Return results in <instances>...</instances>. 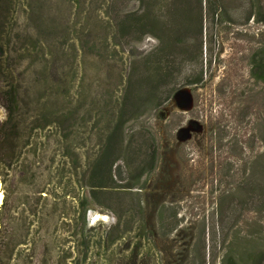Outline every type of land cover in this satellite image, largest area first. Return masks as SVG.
<instances>
[{"label": "rangeland", "instance_id": "374dc122", "mask_svg": "<svg viewBox=\"0 0 264 264\" xmlns=\"http://www.w3.org/2000/svg\"><path fill=\"white\" fill-rule=\"evenodd\" d=\"M14 1L30 16L38 65L33 87L25 79V123H8L0 142V179L4 198L9 195L0 216L11 228L0 240V264L127 261L131 249L108 236L117 216L96 205L85 184L119 114L131 67L163 54L154 34L119 32L127 13L145 12L159 16L167 28L161 37L175 49L167 85L126 124L129 149L119 161L127 178L136 173L150 154L140 147L144 130L152 132L157 153L140 193L153 232L143 250L146 264H225L229 252L237 264H254L259 253L264 258V82L251 71L253 54L264 44V0H211V11L208 0ZM173 30L182 32L177 40ZM202 73L201 83L188 84ZM64 111L73 114L65 124ZM35 116L45 127L32 131ZM8 117L0 106V133ZM67 129L73 130L68 140ZM41 190L56 198L41 197ZM126 237L136 242L134 230Z\"/></svg>", "mask_w": 264, "mask_h": 264}, {"label": "trees", "instance_id": "16d2710c", "mask_svg": "<svg viewBox=\"0 0 264 264\" xmlns=\"http://www.w3.org/2000/svg\"><path fill=\"white\" fill-rule=\"evenodd\" d=\"M0 3V106H3L9 115L8 119L3 123V129L0 133V142L2 143L6 136L5 128L8 127V123L11 122V126L15 125L14 128H18L22 123H25L22 119L23 114L21 113L23 97L27 94L25 79L27 78V84L33 87L38 65V49L34 32L29 29L27 23L30 16L26 8L17 11L14 8V0H0ZM208 5V10L211 11L213 9L211 7V0H208ZM201 9L203 12L202 1ZM215 11L214 9L213 14H215ZM199 21L200 26L198 31L203 36V15ZM118 28L122 36H128L136 30L144 34L152 33L156 37L161 38V46L157 51L163 54H156L153 59L150 58L151 56H147L142 61L141 66L131 67L121 99L119 114L106 137L100 154L90 166L85 185L89 188L90 196L96 205L113 211L115 216H117V222L108 231V236H111V242L123 239V246L127 250L131 249V253L125 264H146V256L143 250L146 247L149 235H153V232L147 230L140 193L147 187V180L144 179L141 182V178L145 173L149 175L152 172L157 153L156 140L152 132L148 129L144 130V137L146 139L140 147L147 146L150 154L147 158L148 161L141 159V164H139L141 166L136 173H131L132 176L127 178L124 174L123 166L119 164V161L122 160L123 151L125 152L129 149V143L125 142L126 124L138 118L139 112L145 105V102L150 98H156L158 90L162 86L167 85L166 82L174 71L173 58L175 49H173L174 46L166 43L167 40L163 41L161 35L167 32V28L160 23V18L157 14L145 12L141 17H137L135 13H127L120 20ZM173 31L175 33H171V35L174 34V38L177 40L179 35H182V32L178 30ZM170 36L169 39L171 38ZM201 47L203 51V43ZM251 63L252 76L256 80L264 82V44L253 54ZM19 66L25 67L21 73L19 72ZM140 69L142 70L141 72ZM203 79L204 75L202 73L190 80L188 84H198ZM171 94L165 97L166 100L160 101L159 106L169 100L172 97ZM61 96H64L66 99L64 94H61ZM47 101H50V98ZM72 116V113L62 112L60 116L61 123L65 124ZM44 117L47 118L48 116L45 115ZM36 120H39L38 117L37 119L36 116L33 117L30 126L28 125L32 131L45 127V125L36 124ZM46 121V125L52 123V121ZM68 124L70 128L72 123ZM66 131L67 134H64V137L68 140L73 134V130L71 133L69 129ZM2 157L0 152V165L4 160ZM123 159L129 167H132V162L134 161L132 155L127 154ZM147 163H150V166L144 168ZM118 179L120 181H127L121 183ZM2 183H5V181L2 180ZM39 192L41 197L53 196L56 198L51 192L45 190ZM43 193H46V195H43ZM8 200L9 195L7 194L2 203V209H5V212L8 209ZM87 201L88 199L81 200L84 215L87 210ZM134 213L139 215L138 220L125 218L123 221L124 215ZM159 219L161 226H164L165 218L162 212ZM0 224V240H2L11 232V228L6 218H2L1 216ZM133 230L135 231L136 242L131 244L126 235ZM1 247L2 244L0 243V251ZM252 260L254 264H263L264 258L259 253L255 254ZM237 263L236 256L232 252H229L226 255L225 264Z\"/></svg>", "mask_w": 264, "mask_h": 264}, {"label": "bare ground", "instance_id": "6f19581e", "mask_svg": "<svg viewBox=\"0 0 264 264\" xmlns=\"http://www.w3.org/2000/svg\"><path fill=\"white\" fill-rule=\"evenodd\" d=\"M3 199H4L3 184H2V181L0 179V205L3 203ZM101 217H104V216H101ZM0 227H1V224H0Z\"/></svg>", "mask_w": 264, "mask_h": 264}]
</instances>
